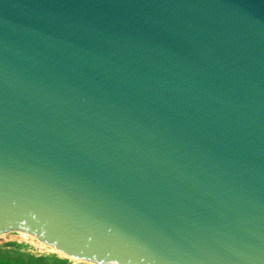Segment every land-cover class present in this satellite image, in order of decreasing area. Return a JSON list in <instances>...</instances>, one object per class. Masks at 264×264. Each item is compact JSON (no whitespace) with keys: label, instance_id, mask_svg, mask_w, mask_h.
Returning a JSON list of instances; mask_svg holds the SVG:
<instances>
[{"label":"water","instance_id":"water-1","mask_svg":"<svg viewBox=\"0 0 264 264\" xmlns=\"http://www.w3.org/2000/svg\"><path fill=\"white\" fill-rule=\"evenodd\" d=\"M100 264H264V0H0V235Z\"/></svg>","mask_w":264,"mask_h":264},{"label":"rangeland","instance_id":"rangeland-1","mask_svg":"<svg viewBox=\"0 0 264 264\" xmlns=\"http://www.w3.org/2000/svg\"><path fill=\"white\" fill-rule=\"evenodd\" d=\"M19 231L0 235V264H98L78 261L67 254H61L54 247L44 246L23 238Z\"/></svg>","mask_w":264,"mask_h":264},{"label":"bare ground","instance_id":"bare-ground-1","mask_svg":"<svg viewBox=\"0 0 264 264\" xmlns=\"http://www.w3.org/2000/svg\"><path fill=\"white\" fill-rule=\"evenodd\" d=\"M18 233H20V235H22L23 236V238H25V239H28V240H31V241H33L34 243H36V244H39V245H41V246H44L45 245V242H43V241H41L39 238H37L35 235H33V234H30V233H28V232H24V231H19ZM47 244V243H46ZM49 245V244H48ZM52 246V245H51ZM52 247H54V246H52ZM54 249L56 250V251H58V252H60L61 254H64V252H62V251H60L59 249H57L56 247H54ZM71 256V255H70ZM71 258H73V259H76V260H78V261H83L82 259H80V258H78V257H71ZM87 261H89V260H87ZM91 262H93V261H91ZM94 263H96V262H94ZM98 264H100V263H98ZM107 264H118V263H107Z\"/></svg>","mask_w":264,"mask_h":264}]
</instances>
